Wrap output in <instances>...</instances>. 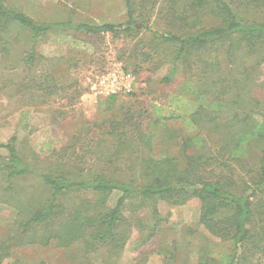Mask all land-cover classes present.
I'll return each instance as SVG.
<instances>
[{"label":"trees","instance_id":"trees-1","mask_svg":"<svg viewBox=\"0 0 264 264\" xmlns=\"http://www.w3.org/2000/svg\"><path fill=\"white\" fill-rule=\"evenodd\" d=\"M123 1L126 21L103 25L39 24L0 3V56L10 53L19 41L16 29L23 28L32 43L24 59L27 68L36 62L38 38L54 29L114 37L147 31L153 39L140 41L132 54L139 83V58L156 56L161 44L176 49L172 71L162 82L172 81L177 62L189 75L182 94L167 96L169 103L179 102L166 116L156 106L155 117H145L148 110L137 115L127 100L114 114L116 96L109 97L101 122L84 121L72 146L56 152L57 163L46 172L19 156L16 137L0 145L8 152L0 167L5 179L34 176L48 193L45 197L40 190L30 204L34 213L19 221V246L81 243L86 252L105 245L120 250L132 228L148 229L149 237L159 231L158 201L183 205L195 198L201 203L199 224L219 242L201 249L198 264H264V0ZM161 64H153L151 72ZM42 80L25 78L20 84L38 91L43 104L65 92L48 72ZM115 191L121 195L114 208H107ZM70 194L91 197L69 205L64 197ZM147 206L153 225L139 215ZM39 226L41 236L35 230ZM220 245L226 250L218 251ZM4 249L0 244V264L11 258Z\"/></svg>","mask_w":264,"mask_h":264},{"label":"rangeland","instance_id":"rangeland-1","mask_svg":"<svg viewBox=\"0 0 264 264\" xmlns=\"http://www.w3.org/2000/svg\"><path fill=\"white\" fill-rule=\"evenodd\" d=\"M0 3L26 14L39 24H120L126 21L128 12L123 0H0ZM156 20L155 17L152 19L151 26ZM16 31L19 41L9 54L0 56V145L16 137L19 156L34 169L46 172L57 163L55 153L72 146L73 137L84 121L101 122L106 116L104 111L109 98L95 97L89 87L101 74L115 67L134 70L132 54L137 44L151 41L153 34L143 31L135 37H114L109 33L88 35L68 28L54 29L38 38L36 62L32 68H27L24 59L32 43L25 29L19 27ZM141 47L144 50L145 45ZM174 55L176 49L172 44H161L159 54L154 57L141 55L138 63L142 64V70L136 95L116 96L114 114L120 113L122 102L127 100V105L137 115L148 110L145 117H155L154 106L159 107L160 115H169L179 101L169 103L167 96L182 94L189 78L187 71L177 62L172 81L168 84L162 82L172 71ZM160 62L161 66L151 72L153 64ZM44 72L53 75L65 87V92L47 97L46 104L36 98L38 91H28L20 84L31 77L43 81ZM199 150L208 151L209 148ZM7 158L8 152L0 149V167ZM10 183L13 188L9 190ZM41 186L40 179L34 176L9 182L0 171V244L5 245L7 250L4 251L11 253V258L2 264H198L203 253L201 249L219 243L212 241L199 224L201 203L194 198L183 205L158 201L156 206L162 219L159 231L149 237L148 229L132 228L129 239L120 250L111 251V246L105 245L97 251L86 252L81 243L70 247H59L54 242L48 246H19V221L34 213L30 204L34 197L42 195L40 190L44 191L45 197L48 196ZM120 195L115 191L106 207L114 208ZM81 197L90 198L91 195L70 194L64 197V201L72 205ZM19 201L23 204L21 210ZM128 210L124 211L125 217L129 216ZM151 214V206L139 211L148 225L155 224ZM35 230L40 236L44 232L42 226ZM224 250L225 246L220 245L218 251Z\"/></svg>","mask_w":264,"mask_h":264},{"label":"built area","instance_id":"built-area-1","mask_svg":"<svg viewBox=\"0 0 264 264\" xmlns=\"http://www.w3.org/2000/svg\"><path fill=\"white\" fill-rule=\"evenodd\" d=\"M139 84L138 77L131 70L115 67L106 74H101L89 90L97 98L130 96L135 93Z\"/></svg>","mask_w":264,"mask_h":264}]
</instances>
